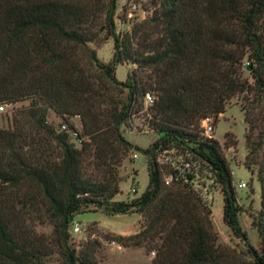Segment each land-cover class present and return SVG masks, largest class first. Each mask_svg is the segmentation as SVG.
<instances>
[{"label":"trees","instance_id":"16d2710c","mask_svg":"<svg viewBox=\"0 0 264 264\" xmlns=\"http://www.w3.org/2000/svg\"><path fill=\"white\" fill-rule=\"evenodd\" d=\"M116 2L0 0V105L29 101L13 116L12 130L0 129V264H44L52 247L62 264H95L98 243L70 242L67 230L73 215L90 210L137 214V232L106 239L153 253L149 264H264V115L255 120L242 110L243 165L250 173L257 166L260 211L252 224L259 251L238 223L218 144L199 128L205 118L216 121L235 96L264 100V0H146L128 30L116 29ZM102 39L112 41L106 63L88 46ZM118 64L133 66L122 82L114 75ZM146 93L154 99L144 110ZM47 110L61 120L57 127L47 124ZM143 110L148 129L160 136L143 151L147 185L130 201H114L117 167L137 150L122 128ZM235 145L225 133L223 146ZM157 149L186 153L200 176L210 175L222 197V223L245 252L219 243L198 192L163 184ZM37 203L48 212V241L29 223Z\"/></svg>","mask_w":264,"mask_h":264},{"label":"rangeland","instance_id":"374dc122","mask_svg":"<svg viewBox=\"0 0 264 264\" xmlns=\"http://www.w3.org/2000/svg\"><path fill=\"white\" fill-rule=\"evenodd\" d=\"M99 3L105 4L107 0H98ZM122 0H117L115 10V22L117 30H128L132 26V20L125 21L122 18L120 5ZM135 22L138 23L142 14L137 12ZM102 38V34H101ZM95 50L97 58L106 63L112 55L111 39L101 40L99 44L91 43L88 45ZM245 65V61L242 66ZM133 69L132 65L118 64L115 67L114 75L117 81H124L126 74ZM242 79L250 81L247 72L241 70ZM250 94H242L233 97L225 106V111L222 115H218L214 121L213 139L218 144L220 154L227 163L231 183L236 196V204L240 210L237 219L243 231L248 244L255 250L259 251L260 239L257 236L256 230L252 224L258 217L260 211L259 206V185L256 181L257 166H250V170L244 167V158L246 151L244 148V134L247 131V125L243 123L242 110L252 111V116L256 119L260 118L259 113L264 115V100L261 103L255 102ZM29 105V101H21L12 105H7L0 118V129L12 130V118L19 111L25 110ZM143 105V109L146 107ZM145 110V109H144ZM141 111L140 113L131 116L127 127L122 128V136L126 142L137 150L132 149L128 152L125 158L117 167V176L121 180L118 183L119 194L113 199L114 201H130L132 198L139 196L147 185L146 162L147 155L143 151L160 136L153 134L147 127L146 121ZM74 124L78 126L76 120ZM46 122L52 127H57L61 120L56 117L50 110L46 112ZM263 126V125H262ZM59 130L60 127L58 128ZM228 133L235 139L236 145L232 148L223 146L224 134ZM79 148L77 144H74ZM136 156V161L131 160V156ZM260 160L264 162V148L260 151ZM197 168V167H196ZM199 171V170H198ZM197 192L206 205L210 208L211 224L213 232L217 235L219 243L230 249H234L237 253H243L244 247L239 243L223 225L221 218L222 197L218 192V188H213L210 175L201 172L198 176ZM243 183L245 188L237 189L236 184ZM135 186V193H131L132 187ZM199 190V191H198ZM30 224L33 227L35 234L52 238V226L49 224L48 212L46 207L37 203L32 210ZM139 216L135 213L106 216L101 211L90 210L89 212L73 215L68 224V233L71 231L73 224H79L82 227L81 233L74 236L69 233L70 242L75 244H83L84 242L95 241L98 243L97 250L94 255L95 264H149L153 253H146L144 248H123L114 242H109L111 234L114 235H132L138 230ZM107 238V239H106ZM51 241V239H50ZM53 246V245H52ZM264 250V244H263ZM52 250L43 257L44 264H62V259L57 251V248L52 247Z\"/></svg>","mask_w":264,"mask_h":264},{"label":"built area","instance_id":"2783aa9c","mask_svg":"<svg viewBox=\"0 0 264 264\" xmlns=\"http://www.w3.org/2000/svg\"><path fill=\"white\" fill-rule=\"evenodd\" d=\"M146 0H122L120 10L122 12V18L125 21L133 20L137 12L142 14V6ZM153 96L146 93L143 98L144 105L150 106L153 103ZM7 105H0V118ZM78 120V117L75 118ZM200 136L205 140L213 139L214 122L212 118H205L200 121ZM61 130L65 129V126L60 127ZM154 163L161 168L162 182L165 186H171L176 183H184L189 185L194 191L197 188L194 185H198V172L196 166L187 159V154L180 152L177 149L166 150H154L153 151ZM131 160L136 161V156L132 155ZM191 177V178H189ZM237 189L245 188V184L237 183ZM131 193H135V187L130 190ZM199 191V190H198ZM197 192V191H196ZM72 235L76 236L81 233L82 227L79 224H73L71 226Z\"/></svg>","mask_w":264,"mask_h":264}]
</instances>
